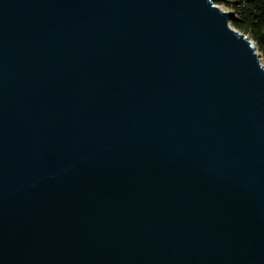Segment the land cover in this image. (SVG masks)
Returning a JSON list of instances; mask_svg holds the SVG:
<instances>
[{
	"label": "water",
	"instance_id": "obj_1",
	"mask_svg": "<svg viewBox=\"0 0 264 264\" xmlns=\"http://www.w3.org/2000/svg\"><path fill=\"white\" fill-rule=\"evenodd\" d=\"M216 0H0V264H264V65Z\"/></svg>",
	"mask_w": 264,
	"mask_h": 264
},
{
	"label": "trees",
	"instance_id": "obj_2",
	"mask_svg": "<svg viewBox=\"0 0 264 264\" xmlns=\"http://www.w3.org/2000/svg\"><path fill=\"white\" fill-rule=\"evenodd\" d=\"M215 4L233 14L231 26L254 42L264 65V0H216Z\"/></svg>",
	"mask_w": 264,
	"mask_h": 264
},
{
	"label": "bare ground",
	"instance_id": "obj_3",
	"mask_svg": "<svg viewBox=\"0 0 264 264\" xmlns=\"http://www.w3.org/2000/svg\"><path fill=\"white\" fill-rule=\"evenodd\" d=\"M214 5L215 6H217L216 4H215V2H214ZM219 7V6H218ZM253 42V41H252ZM254 43V42H253ZM255 49H256V46H255ZM256 52H257V54L260 56V54H259V52L257 51V50H255ZM260 60H261V62H262V59H261V56H260ZM263 64V63H262Z\"/></svg>",
	"mask_w": 264,
	"mask_h": 264
},
{
	"label": "rangeland",
	"instance_id": "obj_4",
	"mask_svg": "<svg viewBox=\"0 0 264 264\" xmlns=\"http://www.w3.org/2000/svg\"><path fill=\"white\" fill-rule=\"evenodd\" d=\"M224 12H226L227 13V11L225 10V9H223V8H221ZM230 25H231V23H230ZM232 27V26H231Z\"/></svg>",
	"mask_w": 264,
	"mask_h": 264
}]
</instances>
